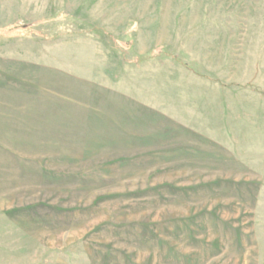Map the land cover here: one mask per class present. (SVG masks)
<instances>
[{
    "label": "rangeland",
    "instance_id": "rangeland-1",
    "mask_svg": "<svg viewBox=\"0 0 264 264\" xmlns=\"http://www.w3.org/2000/svg\"><path fill=\"white\" fill-rule=\"evenodd\" d=\"M0 264H264V0H0Z\"/></svg>",
    "mask_w": 264,
    "mask_h": 264
}]
</instances>
